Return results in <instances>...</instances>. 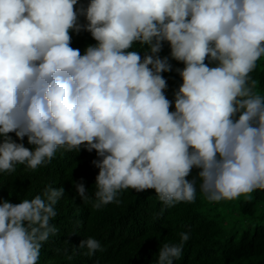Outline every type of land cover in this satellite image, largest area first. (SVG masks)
Segmentation results:
<instances>
[{
    "label": "clouds",
    "instance_id": "obj_1",
    "mask_svg": "<svg viewBox=\"0 0 264 264\" xmlns=\"http://www.w3.org/2000/svg\"><path fill=\"white\" fill-rule=\"evenodd\" d=\"M72 31L97 43L81 54ZM165 43L184 64L174 110ZM261 57L264 0H0V173L84 148L98 156L97 209L127 189H155L169 208L192 203L197 181L210 202L251 200L264 191V95L251 76ZM76 191L87 202L83 183ZM64 194L0 197V264H38ZM180 236L156 264L180 258ZM79 248L102 250L92 237Z\"/></svg>",
    "mask_w": 264,
    "mask_h": 264
},
{
    "label": "trees",
    "instance_id": "obj_2",
    "mask_svg": "<svg viewBox=\"0 0 264 264\" xmlns=\"http://www.w3.org/2000/svg\"><path fill=\"white\" fill-rule=\"evenodd\" d=\"M71 35L72 47L79 48L81 54L97 43L87 31H72ZM146 49L136 43L130 50L143 55ZM170 52V45L165 43L159 55L168 56L172 65V71L162 75L167 79L166 95L173 100L174 110V93L183 82L177 69L182 70L184 64L172 59ZM251 76L257 81L256 91L264 95V57L258 60ZM10 135L34 149L27 137L20 141L15 133ZM95 159V150L60 149L50 163L34 171L17 165L12 174L0 173V197L13 203L43 196L48 186L65 189L55 205L57 216L51 221L58 232L42 245L38 264H156L163 244H179L180 234L185 232L189 240L174 264H264V191L253 192L251 200L242 196L210 202L197 181L192 203L180 202L169 208L159 200L155 189H127L118 194L120 203L97 209L93 207L99 173L92 163ZM198 171L194 168L188 179L197 177ZM78 183L88 190L87 202L77 194ZM88 237L97 239L102 247L92 256L87 255V248H79Z\"/></svg>",
    "mask_w": 264,
    "mask_h": 264
}]
</instances>
